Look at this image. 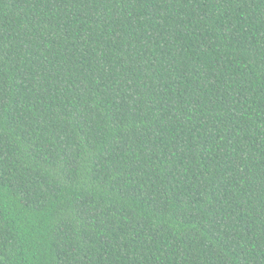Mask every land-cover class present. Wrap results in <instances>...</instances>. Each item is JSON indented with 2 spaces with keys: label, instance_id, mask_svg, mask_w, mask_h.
I'll list each match as a JSON object with an SVG mask.
<instances>
[{
  "label": "trees",
  "instance_id": "1",
  "mask_svg": "<svg viewBox=\"0 0 264 264\" xmlns=\"http://www.w3.org/2000/svg\"><path fill=\"white\" fill-rule=\"evenodd\" d=\"M0 264H264V0H0Z\"/></svg>",
  "mask_w": 264,
  "mask_h": 264
}]
</instances>
